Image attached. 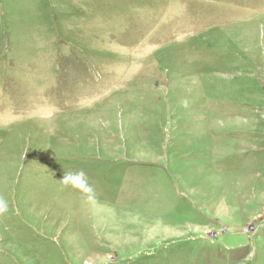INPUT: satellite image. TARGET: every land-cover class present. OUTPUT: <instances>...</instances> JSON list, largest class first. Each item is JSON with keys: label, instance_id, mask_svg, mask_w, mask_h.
Listing matches in <instances>:
<instances>
[{"label": "rangeland", "instance_id": "374dc122", "mask_svg": "<svg viewBox=\"0 0 264 264\" xmlns=\"http://www.w3.org/2000/svg\"><path fill=\"white\" fill-rule=\"evenodd\" d=\"M0 197V264H264V0H0Z\"/></svg>", "mask_w": 264, "mask_h": 264}, {"label": "clouds", "instance_id": "9594fccd", "mask_svg": "<svg viewBox=\"0 0 264 264\" xmlns=\"http://www.w3.org/2000/svg\"><path fill=\"white\" fill-rule=\"evenodd\" d=\"M61 182L65 186L79 189L85 193H91L93 191L88 177L83 170L66 172L63 175ZM9 210V202L5 198L0 197V216H4Z\"/></svg>", "mask_w": 264, "mask_h": 264}, {"label": "trees", "instance_id": "16d2710c", "mask_svg": "<svg viewBox=\"0 0 264 264\" xmlns=\"http://www.w3.org/2000/svg\"><path fill=\"white\" fill-rule=\"evenodd\" d=\"M183 1H186V0H183Z\"/></svg>", "mask_w": 264, "mask_h": 264}]
</instances>
